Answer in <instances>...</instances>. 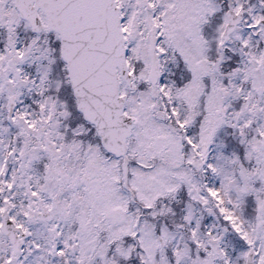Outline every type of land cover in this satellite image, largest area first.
<instances>
[{"label": "snow or ice", "instance_id": "1", "mask_svg": "<svg viewBox=\"0 0 264 264\" xmlns=\"http://www.w3.org/2000/svg\"><path fill=\"white\" fill-rule=\"evenodd\" d=\"M0 264H264V0H0Z\"/></svg>", "mask_w": 264, "mask_h": 264}]
</instances>
